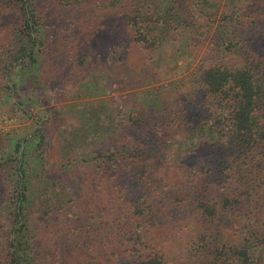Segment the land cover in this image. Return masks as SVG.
<instances>
[{
    "label": "trees",
    "instance_id": "trees-1",
    "mask_svg": "<svg viewBox=\"0 0 264 264\" xmlns=\"http://www.w3.org/2000/svg\"><path fill=\"white\" fill-rule=\"evenodd\" d=\"M52 1L0 0V74L38 68L39 7L108 4L122 11L137 43L161 52V59L176 67V58L185 55L183 45H173L166 54L165 46L184 25V7H221L225 2ZM255 1L264 0L250 3ZM244 63L211 66L197 92L182 93L181 107L175 103L156 111L160 119L148 126L159 128L165 140L196 141L201 162L194 163L198 170L192 181L187 176L166 181L170 179L148 168L120 178L112 173V183L103 191L106 200L95 207L83 208L73 200L50 203L41 218L44 227L36 233L40 246L30 237L25 145L18 143L10 166L0 164L1 172L8 168L17 178L10 227L0 237V264H257L250 244L255 241L264 249V64ZM41 132L36 130V141L43 140ZM230 218L243 220L242 242L228 241L220 230L221 221Z\"/></svg>",
    "mask_w": 264,
    "mask_h": 264
},
{
    "label": "rangeland",
    "instance_id": "rangeland-1",
    "mask_svg": "<svg viewBox=\"0 0 264 264\" xmlns=\"http://www.w3.org/2000/svg\"><path fill=\"white\" fill-rule=\"evenodd\" d=\"M224 1L221 7H184V25L165 46L166 54L183 45L177 68L167 65L161 52L137 43L122 11L108 4L39 7L38 68L0 74V164L10 166L16 145H25L33 244H42L36 233L50 203L73 200L95 207L106 200L103 191L112 173L120 178L148 168L166 181L195 178L194 163L201 162L196 141L165 140L159 128L148 126L160 119L164 106L181 107L182 93L197 92L211 66L264 64V1ZM38 128L42 141H36ZM4 169L0 237L10 227L9 204L16 199L17 178ZM221 227L228 241L245 239L243 220L224 219ZM250 245L255 262L264 264L262 246Z\"/></svg>",
    "mask_w": 264,
    "mask_h": 264
}]
</instances>
